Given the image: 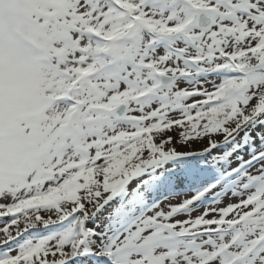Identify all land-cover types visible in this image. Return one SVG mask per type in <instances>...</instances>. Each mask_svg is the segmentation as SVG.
<instances>
[{
  "label": "snow or ice",
  "instance_id": "snow-or-ice-1",
  "mask_svg": "<svg viewBox=\"0 0 264 264\" xmlns=\"http://www.w3.org/2000/svg\"><path fill=\"white\" fill-rule=\"evenodd\" d=\"M262 146L264 0H0V264H264Z\"/></svg>",
  "mask_w": 264,
  "mask_h": 264
},
{
  "label": "rangeland",
  "instance_id": "rangeland-1",
  "mask_svg": "<svg viewBox=\"0 0 264 264\" xmlns=\"http://www.w3.org/2000/svg\"><path fill=\"white\" fill-rule=\"evenodd\" d=\"M171 134L173 136H175L176 133L173 132ZM246 138L247 137H244L243 140L241 141V149H240V146H239V148L238 147L237 148H235V147L233 148L234 150L237 149L236 151L238 152V156H239V158L235 162L240 164V165H242V166L245 163L250 162L253 159L254 154L256 152V149L253 150V153L252 152L250 153L249 151H247L248 147L243 148L246 145V143H245V139ZM179 146L180 145H177V147H179ZM188 147L190 149H197V148L203 147V145L201 143H199V142H194L192 144H189ZM233 149H229V152L232 153ZM243 149H245V150H243ZM252 149L253 148H251V150ZM225 150H227V149H225ZM189 158L190 157H184L183 158V159L187 160L189 164L181 165L179 168H176L174 164L172 165L173 170L175 171L177 176L184 177L186 175H189L192 172H194L195 169L198 168L199 166H201V164L203 163L204 164V170L206 171L204 175H207L203 179L208 181V182H210V183H216L217 182V179H216L217 177L210 175V174H213L212 173L213 169L211 167L213 163H210L209 161H206V160H203V159H199L198 160L197 158L193 159L192 161H190V160H188ZM193 158H195V157H193ZM165 194H167V193H165ZM179 199H180V197H173V198H171V201L165 200L164 203L165 204H167L169 202L176 203ZM236 199L237 198H232L231 196H229L228 199L222 200V203H221L220 206H224V204L229 203V202L235 203ZM201 211H203V209H201ZM193 215H195V213H193ZM7 219H9V218H5L2 221H0V227L4 226V224L7 221ZM32 231H38V230H32ZM39 231H41L43 234H47V232L45 230H39ZM88 264H107V261L103 257H94V258H92V259H90L88 261Z\"/></svg>",
  "mask_w": 264,
  "mask_h": 264
},
{
  "label": "trees",
  "instance_id": "trees-1",
  "mask_svg": "<svg viewBox=\"0 0 264 264\" xmlns=\"http://www.w3.org/2000/svg\"><path fill=\"white\" fill-rule=\"evenodd\" d=\"M245 143H246V145L243 148L248 147V150L251 151V152H253V150L255 149V147L252 146V144L249 142L248 137L245 139ZM239 146H240V149H241V143L239 145H234L231 148H227L226 147L227 150H225V152H224L225 157H227L229 155V153H231V152H229V149H233L234 147L235 148H237V147L239 148ZM262 147H264V146H262ZM251 148H253V149L251 150ZM236 150L237 149H235V150L233 149V152L231 153L233 155V157L235 158V161L239 158V156L237 155L238 152ZM243 150H245V149H243ZM193 159H196V158L190 157L188 160L192 161ZM187 164H189V163H187ZM211 167L213 169V171H212L213 174H210V175L217 177V171H216L215 164L213 163ZM195 171L200 172V174L202 175L203 178L207 176V175H204L206 171L204 170V164L203 163L201 164V166H199L198 168H196Z\"/></svg>",
  "mask_w": 264,
  "mask_h": 264
},
{
  "label": "bare ground",
  "instance_id": "bare-ground-1",
  "mask_svg": "<svg viewBox=\"0 0 264 264\" xmlns=\"http://www.w3.org/2000/svg\"><path fill=\"white\" fill-rule=\"evenodd\" d=\"M3 219H5V218H0V221H2Z\"/></svg>",
  "mask_w": 264,
  "mask_h": 264
}]
</instances>
